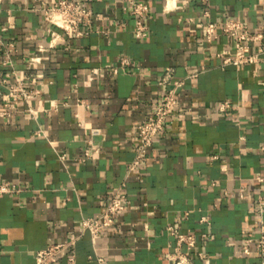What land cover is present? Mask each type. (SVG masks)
<instances>
[{"label": "crops", "instance_id": "1", "mask_svg": "<svg viewBox=\"0 0 264 264\" xmlns=\"http://www.w3.org/2000/svg\"><path fill=\"white\" fill-rule=\"evenodd\" d=\"M53 1H0V39L17 49L12 68L37 76L43 90L13 116L0 115V182L23 188L0 199V264H36L37 250L69 241L74 261L64 254L54 264H169L177 245L170 226L196 235V264H205L201 252L206 264H264L254 245L250 255L241 251L264 219V182L257 180L264 177V52L242 66L222 67L216 58L234 50L222 30L226 18L264 33V0H139L151 11L145 40L133 36L135 18L122 0H82L102 18H93L86 36H64L34 69L29 59L50 44L43 8ZM209 21L218 36L207 43ZM260 48L264 37L251 44ZM2 58L0 46V75L11 69ZM124 59L130 65L117 74L90 72ZM169 65L178 78L198 76L180 89L167 134L130 171L132 127L164 94ZM225 101L231 107L222 111ZM122 184L124 211L93 240L82 219L100 214Z\"/></svg>", "mask_w": 264, "mask_h": 264}, {"label": "built area", "instance_id": "2", "mask_svg": "<svg viewBox=\"0 0 264 264\" xmlns=\"http://www.w3.org/2000/svg\"><path fill=\"white\" fill-rule=\"evenodd\" d=\"M167 1V6H169L170 2L176 3V0ZM122 2L124 11L135 18L132 30L133 36L138 40H145L150 35V28L147 22L151 12L149 5L139 0H122ZM168 9L170 8L168 7ZM43 10L44 22L47 25L46 32L51 38L48 47L39 44L38 53L29 59V65L34 69L42 64V54L49 48H55L60 41L64 40V36L70 39L86 36L90 33L93 18L96 20L102 18L100 14H94L82 0H54L48 7H44ZM206 15H209L208 11H206ZM120 26L125 27V24L122 23ZM3 29L5 30L6 28ZM222 30L234 40V50L225 49L216 53V58L221 60L222 67L257 63L259 54L264 52V48H260L258 52H253L251 44L261 40L264 37V33L253 32L247 23L234 18H226ZM205 31L207 43L212 42L218 36L216 26L212 21L207 23ZM0 46L3 49L2 63L11 68L3 75H0V89L3 90L0 115L11 117L18 110L21 102L29 104L31 100L41 95L43 90L38 86L37 76L23 71L17 73L12 68V55L17 50L15 42H4L0 39ZM129 65L130 61L124 59L120 66L107 65L103 68L91 69L90 72L91 74H101L103 71H107L110 74H117L120 70H126ZM197 76L198 73L192 72L186 78H178L174 66L165 67L160 79V84L165 87L164 94L157 102L152 113L143 122L132 127V132L136 136V143L134 145V158L129 165L130 171H135L143 163L149 149L153 147L155 142L167 134L168 119L177 111L179 106L178 95L180 89L185 85L187 78H195ZM230 107L231 102L225 101L221 104L220 109L224 111ZM30 114L36 118L38 111L30 107ZM80 125L84 126V123L80 122ZM38 135H43V132L39 131ZM262 150H264V145ZM94 152L95 150L91 148L86 149L82 160L91 158ZM257 180L264 182V177L258 176ZM124 188L125 184H122L115 191L100 214L82 219V229L89 231L93 240L105 230L112 228L116 223L117 215L124 211L126 206ZM22 191L23 188L19 184L10 181L0 182V199L8 194L19 195ZM259 208L264 211V198L259 201ZM168 229L171 234L177 237V245L174 251L168 255L169 264H196L191 256V251L197 245L196 235L191 232L180 233L173 226ZM203 236H208V234ZM252 245L255 246L264 260V219L260 221L256 235L245 239L241 251L245 255H250L252 253ZM184 246L186 247L185 249H183ZM73 248L74 241L50 244L35 252L36 264H54L64 254H68L69 260L74 261ZM199 258L205 264L209 262V257L205 253H199Z\"/></svg>", "mask_w": 264, "mask_h": 264}]
</instances>
